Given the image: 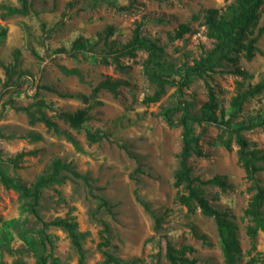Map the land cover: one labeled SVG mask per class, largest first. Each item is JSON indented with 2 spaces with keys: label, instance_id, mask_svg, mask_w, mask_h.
I'll use <instances>...</instances> for the list:
<instances>
[{
  "label": "rangeland",
  "instance_id": "rangeland-1",
  "mask_svg": "<svg viewBox=\"0 0 264 264\" xmlns=\"http://www.w3.org/2000/svg\"><path fill=\"white\" fill-rule=\"evenodd\" d=\"M70 1L28 0L27 16L0 18V28L6 30L0 40V157L12 159L20 152L36 151L16 166L1 161L0 169L19 183L32 186L52 161L60 160L86 176L88 184L61 172L58 178L63 180L44 187L35 207L32 199L20 200L14 191L0 184V264H53V259L59 264H79L66 231L44 226L58 218H74L77 232L84 234V264H102L104 260L98 247L102 222L110 229V247L105 251L124 263L169 264L165 255L170 243L177 249L191 248L186 256L193 264H224L214 220L199 209L190 213L176 200L184 193L182 186H175L182 148L181 128H170L160 112L184 101L190 104L188 111L198 115L213 95L217 115L221 117L224 112L228 118L230 101L237 90L246 91L264 78V33L252 60L239 54L236 64L224 62L214 73L192 77L181 93L170 85L160 91L158 82L144 71L145 51L138 52L134 59H122L126 66L122 73L112 65L80 56L71 58L56 51L68 49L77 38L97 42L98 50L107 27L113 29L108 40L124 44L136 25L144 22L141 34L163 48L150 65L152 71L179 83L184 69L214 47L203 25L204 12L218 9L230 20L238 0H137L124 13L101 3L91 8V0H72L73 6H68ZM112 1L120 6L129 3ZM0 5L18 7L19 3L0 0ZM180 24L188 25L190 32L169 41L168 35ZM259 28H264V14L260 15L253 35ZM4 67L11 70L10 87H4ZM236 67L246 76L233 74ZM61 68L76 69L77 74L65 75ZM18 74L24 76L16 86ZM105 78L127 84L116 97L102 91L83 103L80 97H89L92 88ZM54 91L72 97H62ZM159 91L156 101L144 102ZM36 101L43 102L42 110L56 122L55 131H48L42 124L30 126L26 115L12 108L27 107ZM78 109L88 113L80 129L56 118L60 112L73 113ZM179 115L176 112L173 118ZM263 117L264 90L247 98L241 110L234 113L232 122ZM30 133L39 134L41 140L29 139ZM218 133L216 125L194 126L195 136H200V148L207 156L190 158L191 176L202 181L217 175L227 177L231 190L224 193L208 185L203 187L204 196L211 206L234 218L241 248L239 264H245L253 256L264 257V234H257L252 248L245 233L249 223L243 218L251 195L246 190L248 183L237 162V146L233 143L231 151L218 146ZM89 134L97 138L91 140ZM243 136L264 151V126L246 131ZM257 178L264 186V173H258ZM97 197L108 202L111 213L95 214ZM193 228L206 236L207 243L194 238Z\"/></svg>",
  "mask_w": 264,
  "mask_h": 264
},
{
  "label": "trees",
  "instance_id": "trees-1",
  "mask_svg": "<svg viewBox=\"0 0 264 264\" xmlns=\"http://www.w3.org/2000/svg\"><path fill=\"white\" fill-rule=\"evenodd\" d=\"M55 1V0H54ZM137 0H129L125 6L117 5L112 0H91L89 6L94 8L98 4H104L118 13L129 12L136 4ZM18 7H11L0 5V18L5 20L7 18L20 15L27 16L30 11L28 0H18ZM68 6H73V1L68 3ZM261 14H264V0H238L237 10L233 13L230 20H227L224 15H221L218 9H207L203 16V25L205 26L207 37L214 41V47L205 53V56L192 66L184 69L182 80L178 83L175 80H169L167 77L152 71L150 65L154 63V59L158 54L163 52V48L156 43L150 41L141 34V27L144 22H140L133 29L130 39L124 44H118L115 41H109V37L113 34L112 27H107L105 30V37L102 40L101 47L97 50V42L91 43L88 39L77 38L70 47L60 48L56 51L58 54H63L71 58L78 56L88 58L91 62L99 63L101 65H112L118 72H124L126 66L121 63L122 59H134L138 52L145 51L147 58L144 61L145 73L155 79L163 90L165 85H170L181 93L184 88L188 87L191 78L194 76L202 77L207 73H214L216 68L222 66L224 62L236 64L238 55L241 54L247 61L254 58L257 52V42L260 36L264 33V28H259L256 35H253V29L256 27ZM154 22L162 23V20H155ZM190 32V28L186 24H180L173 34L168 35L169 41L181 39L185 34ZM6 30L0 28V40L5 36ZM232 54L234 56H232ZM65 75H76V69L61 68ZM6 80L4 87H10L11 70L9 67H4ZM233 74L245 77L246 73L236 67ZM24 74H18L16 79V86ZM125 81L120 79L105 78L92 88L89 97L81 96L83 103H87L90 98L94 99L97 95L106 91L114 97L118 95L119 89L126 85ZM45 89L47 87H44ZM48 89V88H47ZM264 90V78L256 85L249 87L246 91L237 90V94L230 101V108L228 110V118H225L224 112H221V117L217 115V102L212 95L209 100L200 108L198 115H193L188 111L189 103L178 101L173 107L163 108L160 116L170 128L180 127L182 137V148L179 154V170L176 173L175 186H182L184 193L177 196V202L186 207L192 213L196 209L209 218L214 220L216 225L219 245L222 253L224 264H239L241 248L239 240L237 239V227L234 223V218L225 211H221L209 204L204 196L203 187L212 185L218 187L222 192L231 190V185L225 176H214L211 179L202 181L199 178L191 176V166L189 160L192 156L199 158L207 155L200 148V136H195L194 126L216 125L219 133L216 136V144L227 151L232 150V144L237 146V162L244 171L245 179L248 183L247 192L250 193V198L246 208L243 211V218L248 221L245 233L250 239L252 248L254 247V238L259 232L264 234V186L261 185L257 178L258 173H264V151L254 147L247 139L244 138L243 133L251 131L257 127L264 126V117L249 120L248 122H232V117L235 112H239L242 105L247 98L254 97ZM160 91L154 97H147L144 102H154L158 99ZM62 97H72V95L61 94L54 91ZM44 104L42 101H36L27 107L13 106L16 112H22L26 115L30 126L42 124L48 131H55L57 124L42 110ZM176 112H180L177 118H173ZM88 113L86 109H78L73 113L60 112L56 118L66 123L73 129H80L86 122ZM91 140H95L97 136L88 135ZM28 138L33 141H40L41 136L36 133H30ZM36 151L20 152L14 158L4 159L0 157V162L6 161L16 166L17 162L26 156L35 155ZM61 172H67L71 176L82 179L86 184V176L78 174L70 165L62 163L60 160H54L48 166L47 170L38 176L32 186H25L15 178L6 175L0 169V184L7 190L14 191L20 200L32 199L34 201L33 207L38 205L40 200L41 190L52 184L62 181L63 178H58ZM98 198V206L95 214L100 211L111 213V206L105 199ZM35 212V211H34ZM36 214V213H35ZM158 225V224H157ZM44 226H52L63 229L69 236L70 241L78 254V263L84 264V250L83 241L84 234L77 232V223L74 218L55 219L49 223H44ZM102 230L100 231V239L98 247L101 250L104 260L102 264H127L115 258L112 254L105 251L110 247V229L107 223H101ZM194 238L207 243L205 235H201L192 230ZM191 252V248L183 246L181 248H174L170 243L166 246V259L169 264H193L186 254ZM53 264H59L56 259H53ZM245 264H264V257L253 256Z\"/></svg>",
  "mask_w": 264,
  "mask_h": 264
}]
</instances>
